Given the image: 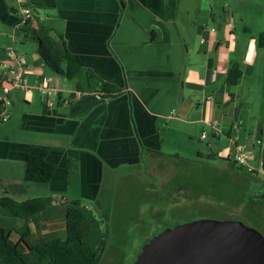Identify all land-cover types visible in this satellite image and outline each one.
<instances>
[{
	"label": "crops",
	"instance_id": "crops-1",
	"mask_svg": "<svg viewBox=\"0 0 264 264\" xmlns=\"http://www.w3.org/2000/svg\"><path fill=\"white\" fill-rule=\"evenodd\" d=\"M241 4L246 0H24L21 5L31 9L32 18L18 32L20 3L0 0V60L5 47L17 42L20 45L12 46L27 62V81L35 86L49 79L48 85L60 92L50 109L37 95L40 107L23 117L29 132L43 135L42 144L0 142V160L22 168L26 153L40 146L48 150L47 161L56 166L44 195L55 200L30 225L33 239L64 236L54 230L60 224L64 227L59 204L68 200L63 194L71 185H79L80 195L72 200L95 201L107 173L118 178V170L143 167L162 178L163 164L154 159L167 138H191L198 128L200 133L209 131L213 122L221 132L216 139L209 137L205 147L208 156L225 163L224 174L242 172L229 159L232 138L245 143L248 151L250 142L254 165L264 174V115H251L247 99L239 103L245 78L259 79L264 90V52L254 38L239 46L231 31L226 41L218 32L219 22L232 19L233 8ZM259 6L264 8L263 3ZM36 36L52 44V56L63 71L64 42L79 67L76 75L67 79L39 64ZM234 62L240 65L242 77L238 85L230 86L225 76ZM101 82L121 93L97 100L93 95L102 94ZM75 92L82 94L80 99L72 97ZM19 95L13 93L11 102ZM33 98L21 96L29 106ZM260 111L264 113V107ZM69 159L76 162L74 173L67 170ZM28 191L29 198L36 197L35 189L21 186L0 196L23 201ZM254 210H261V205Z\"/></svg>",
	"mask_w": 264,
	"mask_h": 264
},
{
	"label": "rangeland",
	"instance_id": "rangeland-1",
	"mask_svg": "<svg viewBox=\"0 0 264 264\" xmlns=\"http://www.w3.org/2000/svg\"><path fill=\"white\" fill-rule=\"evenodd\" d=\"M262 3L264 0H246V4L233 8V17L228 22L218 21V32L224 35L225 41L228 31L232 32L239 46H245L251 38L256 39L264 33V8L259 6ZM214 12L219 13L220 9ZM12 45L16 48L20 44L16 42ZM260 52L263 53L264 49ZM252 80L245 78L241 82L242 98L239 103L249 100L250 114L262 116L264 113L260 110L264 107V90L259 79ZM27 82L33 86L29 79ZM250 87L253 88L251 93L247 89ZM20 95L4 110L9 119L0 123V142L42 144L43 135L29 132L23 119L40 107L37 92L33 91L30 106ZM209 141L208 138L200 139L199 128L191 138L171 136L155 154L154 161L163 164L162 170H159L163 172L162 178L151 176L143 167L118 170L115 172L118 178H111L109 173L105 175L98 199H80L99 222V239L103 243L96 264H133L140 248L150 238L163 229L195 220L239 221L264 237V174L258 170L255 174L242 171L234 176L225 175V163L208 157L205 146ZM248 149V157L253 159L255 152L253 154L250 142ZM143 163L146 164V161ZM9 182L11 184L7 185ZM19 186L35 189L33 195L36 197L46 195L47 185L25 183L21 166L10 160H0V195ZM78 192L79 185L76 184L71 185L69 192L63 195L72 200L74 196L79 198ZM27 193L29 199V191ZM259 205L261 210H254ZM58 228L54 231L60 230L56 235L62 236L63 225Z\"/></svg>",
	"mask_w": 264,
	"mask_h": 264
},
{
	"label": "trees",
	"instance_id": "trees-1",
	"mask_svg": "<svg viewBox=\"0 0 264 264\" xmlns=\"http://www.w3.org/2000/svg\"><path fill=\"white\" fill-rule=\"evenodd\" d=\"M20 29L17 31L19 32ZM40 30L42 31L41 28ZM35 41L38 45L39 59L37 62L39 64L48 68L52 73L62 75L67 79L76 75L79 67L66 50L64 42L60 47L61 59L66 62L63 71L52 56V44H44L39 36H36ZM255 41L256 47L263 49L264 33H260ZM262 74L264 75V57L262 59ZM241 77L240 65L235 62L230 63L226 72L225 83L236 86ZM100 90L103 98L104 95L111 98L121 93L115 86L103 82L100 84ZM3 109V103L0 101V114ZM47 156L48 150L40 146H35L26 153L22 163V180L25 183L48 185L56 171V166L47 161ZM232 164L236 165L234 162ZM237 168L247 173L243 168L239 166ZM67 170L69 173H74L77 170L76 162L69 159ZM54 200L52 196L34 197L23 201H17L8 196H0V264L97 263L98 252L103 243L99 239V222L80 199L66 200L59 204L63 210V237L32 238L30 225L50 210Z\"/></svg>",
	"mask_w": 264,
	"mask_h": 264
},
{
	"label": "water",
	"instance_id": "water-1",
	"mask_svg": "<svg viewBox=\"0 0 264 264\" xmlns=\"http://www.w3.org/2000/svg\"><path fill=\"white\" fill-rule=\"evenodd\" d=\"M133 264H264V237L234 220H195L163 229Z\"/></svg>",
	"mask_w": 264,
	"mask_h": 264
},
{
	"label": "built area",
	"instance_id": "built-area-1",
	"mask_svg": "<svg viewBox=\"0 0 264 264\" xmlns=\"http://www.w3.org/2000/svg\"><path fill=\"white\" fill-rule=\"evenodd\" d=\"M20 3L18 10V23L16 31L26 25L32 18V11L26 5H21L24 0H18ZM225 8V6H224ZM215 29H211L214 32ZM15 38V34L12 35V39ZM203 42V40H202ZM27 62L22 55H19L16 49L9 45L4 49V58L0 60V101L3 103V111L0 114V122H4L9 119L8 114L5 113V108L10 105L11 96L15 92H20L25 97L32 95L33 91L37 92L41 104L46 108H53L57 98L59 97V90L48 85L49 79H44L43 82L37 83L35 86H29L26 79ZM82 94L75 92L72 97L80 99ZM97 100L102 99L100 94L93 95ZM210 130H203L200 133V139L205 140L209 137L216 139L220 135L219 126L216 122L209 125ZM233 146V153L230 158L239 167L243 168L247 173L252 174L258 172L259 168H256L254 161L248 157V150L245 143L237 142V138L230 139ZM263 173V170H259Z\"/></svg>",
	"mask_w": 264,
	"mask_h": 264
},
{
	"label": "flooded vegetation",
	"instance_id": "flooded-vegetation-1",
	"mask_svg": "<svg viewBox=\"0 0 264 264\" xmlns=\"http://www.w3.org/2000/svg\"><path fill=\"white\" fill-rule=\"evenodd\" d=\"M102 97V96H101Z\"/></svg>",
	"mask_w": 264,
	"mask_h": 264
}]
</instances>
